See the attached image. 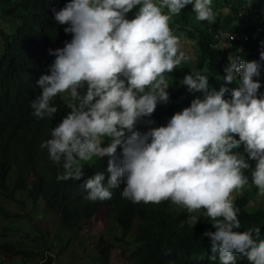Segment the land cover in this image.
<instances>
[{
	"label": "clouds",
	"instance_id": "clouds-1",
	"mask_svg": "<svg viewBox=\"0 0 264 264\" xmlns=\"http://www.w3.org/2000/svg\"><path fill=\"white\" fill-rule=\"evenodd\" d=\"M49 2L53 40L29 77L31 116L45 122L37 161L55 194L107 207L106 224L114 213L100 262L120 244L129 264H264V0ZM251 35L258 59L242 55ZM20 159L0 192L50 212ZM119 191L136 206L128 216L111 208Z\"/></svg>",
	"mask_w": 264,
	"mask_h": 264
},
{
	"label": "trees",
	"instance_id": "trees-1",
	"mask_svg": "<svg viewBox=\"0 0 264 264\" xmlns=\"http://www.w3.org/2000/svg\"><path fill=\"white\" fill-rule=\"evenodd\" d=\"M50 0H0V187L5 188V176L13 163H22L20 157H27V171L33 173L30 178L31 187H36L37 195L30 191L31 196H40L47 201L55 218L59 219L60 224L68 229H75L81 223L92 220L98 206L92 207L79 204L77 201L79 193L71 192L68 194L62 191L55 194L49 182V165L40 164L37 161L40 139V131L43 128V120L31 116L30 101L36 93V87L29 78L32 72L42 71L45 59L44 48L53 40L50 18L54 4ZM12 20L10 23H8ZM211 33H204V38H210ZM251 35L248 42L242 46V55L248 59H258L259 50L258 37ZM257 40V41H256ZM220 68L214 66L210 76L217 81ZM108 174L107 172H105ZM44 177V178H43ZM25 186V182L22 183ZM50 190V193H49ZM122 190V189H121ZM121 191L118 192L120 195ZM73 196V197H71ZM121 202L116 201L111 208L124 212L127 216L136 209L121 195ZM38 199V200H39ZM74 199V200H73ZM13 245L11 246L12 250ZM15 249V247H13ZM2 251V249H0ZM110 246H105L100 255L106 258L109 254ZM11 251L0 253L6 258ZM20 253L18 255H22ZM48 262L46 264H50ZM0 264L2 261L0 260Z\"/></svg>",
	"mask_w": 264,
	"mask_h": 264
},
{
	"label": "rangeland",
	"instance_id": "rangeland-1",
	"mask_svg": "<svg viewBox=\"0 0 264 264\" xmlns=\"http://www.w3.org/2000/svg\"><path fill=\"white\" fill-rule=\"evenodd\" d=\"M0 14V20H3ZM10 20L8 23H10ZM245 26L241 22L239 27ZM259 48V45L258 47ZM264 71V68L261 69ZM11 187V184H10ZM23 199H20L22 201ZM0 210L21 216V219L7 220L0 214V242H20L10 260L14 264H40L42 255L47 253L54 258L53 264H102L99 260L98 242L102 235L107 243L112 242L114 233L119 231L113 221L114 213L110 212V222L106 224L109 209L104 207L95 213L94 218L88 224H81L72 231L63 227L58 218L47 211L44 204L34 207L31 202L25 204L14 200V196L0 192ZM46 242V245H44ZM57 243V245H56ZM59 243V244H58ZM63 244H68L65 246ZM52 245V247H51ZM110 253L109 261L114 264H129V252L122 254L120 244ZM59 256H53V250ZM9 256V254H8ZM25 259V261H24Z\"/></svg>",
	"mask_w": 264,
	"mask_h": 264
}]
</instances>
